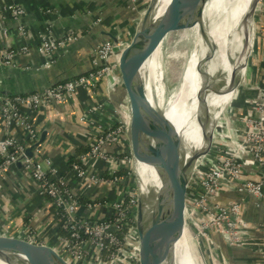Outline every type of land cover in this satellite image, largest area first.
Segmentation results:
<instances>
[{"label": "built area", "instance_id": "2783aa9c", "mask_svg": "<svg viewBox=\"0 0 264 264\" xmlns=\"http://www.w3.org/2000/svg\"><path fill=\"white\" fill-rule=\"evenodd\" d=\"M144 2L129 0V11L138 13ZM4 11L13 15L19 30L23 31L24 7L9 3L0 6V12ZM51 38L46 36L44 41L32 49L24 44L4 50L0 52V61L18 67L16 58L19 54L37 51L47 58L45 65L48 66L57 51L78 40L79 36L71 33L64 38ZM118 50L119 44L110 39L104 40L94 47L87 72L33 93L14 97L0 96L5 127V134L0 137V178L8 175L22 158L24 174L32 179L38 195L52 209L55 242L47 243L39 228H33L28 221H22L21 227L16 229L27 239L50 244L71 264H140L137 227L139 189L117 145L109 121L105 125L94 118L98 112L108 119L110 80ZM103 85L107 91L105 99L90 104L79 117L81 123L92 126L91 135L86 139L90 147L88 151L66 157L65 169L45 153L42 145L33 147L39 141L40 134L32 120V111L47 109L52 103L63 104L77 96L81 89L88 91L95 101ZM255 107L257 115L248 116L245 120L246 131L234 128V137H230V130L222 132L227 137L226 142H222L226 151L221 152L223 149L218 147V142L214 148L218 147L220 156L209 154L208 160L201 162L194 173L189 196V218L191 225L197 229L196 238L208 237L212 231L220 234L226 244L240 250L248 247L251 230L260 229L261 226H254L245 219L243 199L226 205L217 202V199L221 188L226 186L235 189L239 195L249 194L259 201L264 200V173L257 170L255 172L259 178L242 177L246 164L256 168L261 166L264 159V100L260 101L258 97ZM17 127L23 129L24 139L12 133V129ZM29 147H33L31 156L27 154ZM77 183L81 190H76ZM98 185L115 187L114 190L118 189L117 197L111 199L103 195L102 200L83 205L79 198L85 197ZM207 202L210 203L208 207ZM104 209L113 213L111 219L99 217ZM203 210L207 211V215H202L205 212ZM60 231L65 234L62 235ZM107 250L109 254L104 259L103 254Z\"/></svg>", "mask_w": 264, "mask_h": 264}, {"label": "crops", "instance_id": "0c3cea01", "mask_svg": "<svg viewBox=\"0 0 264 264\" xmlns=\"http://www.w3.org/2000/svg\"><path fill=\"white\" fill-rule=\"evenodd\" d=\"M9 3L24 7L23 31L19 30V25L10 12H0V52L24 44L32 49L44 41L46 36L57 39L71 33L79 36L78 40L57 51L48 66L45 65L47 58L37 51L19 54L16 61L21 69V86L25 88H33L37 84L43 89L58 80L87 72L94 47L108 39L102 31H110L123 38L136 16L128 9L129 0H0V6ZM257 14V30L245 70L246 77L237 96L235 93L228 100L236 97L230 106L231 118L228 113L225 115L230 119L234 135V128L246 131V118L257 115L255 106L258 94L264 89V4L257 10ZM99 18L102 19L101 22L98 21ZM101 92L104 100L107 93L104 85ZM96 100L98 98L93 101L89 92L81 89L77 96L63 104L52 103L47 109L30 113L40 137L44 131L47 132L42 148L61 167L65 168L66 157L79 152V148L87 144L92 126L81 123L79 117ZM94 118L99 123L108 125V119L104 115L97 112ZM224 124L225 117L212 132L213 143L226 142L222 133ZM12 133L21 139L25 138L22 128H13ZM4 134L0 107V137ZM211 152L209 150L207 154ZM259 167L252 168V165L246 164L242 170L243 179L259 178L255 171L264 173V159ZM81 189L77 183L76 190ZM88 194L106 195L114 199L118 195V189L98 185L85 196ZM240 199H243L245 219L261 228L251 230L248 247L242 250L227 247L223 239L215 236L214 239L219 245L216 254L222 257L224 264H264V200L259 201L249 194L239 195L235 189L223 186L217 202L226 205L233 201L239 202ZM0 220L11 228H19L22 221L27 220L33 228H39L47 243L55 242L52 209L38 195L35 183L24 174L22 167L15 166L8 175L0 178Z\"/></svg>", "mask_w": 264, "mask_h": 264}, {"label": "water", "instance_id": "95a60500", "mask_svg": "<svg viewBox=\"0 0 264 264\" xmlns=\"http://www.w3.org/2000/svg\"><path fill=\"white\" fill-rule=\"evenodd\" d=\"M262 1L254 0L251 6L248 17L252 18L253 22ZM199 2L200 0H171L162 15L157 16L156 13L161 6L160 0H146L141 10L135 14L124 38L110 31H102L108 39L119 44L110 80L108 121L139 189L137 227L140 239V264H177V243L185 229L190 235L192 233L189 218L192 182L187 196L186 185L193 161L187 166L182 164L184 144L182 139H177L162 151L161 158L166 165V179L161 186L149 171L147 166L158 168L155 158V149L159 142L158 114L149 98L146 84L139 75V67L187 14H190L191 20L194 18V10ZM53 37L51 40L54 39ZM248 59L249 57L247 63ZM245 67L247 68V64ZM244 76L239 77L234 85L235 96L243 84ZM34 86L33 88L21 86V69L0 61L1 97H14L42 90L37 84ZM49 86L52 85L45 87ZM258 96L260 101L264 100V89L259 91ZM235 98L219 108L213 117L201 125L202 134L206 139L212 135L225 113L230 114V106ZM139 130L141 134L143 130L146 132L139 136ZM145 133L150 135L148 142L143 138ZM46 138L47 132L44 131L33 147L43 145ZM33 147L27 149V154L30 156ZM199 155L196 154L194 159ZM21 160L22 158L17 161V167L22 166ZM173 186L176 193L169 195L167 191ZM144 216L148 218V225L144 221ZM0 260L7 264H71L50 244L27 239L18 229L11 228L1 220Z\"/></svg>", "mask_w": 264, "mask_h": 264}, {"label": "bare ground", "instance_id": "6f19581e", "mask_svg": "<svg viewBox=\"0 0 264 264\" xmlns=\"http://www.w3.org/2000/svg\"><path fill=\"white\" fill-rule=\"evenodd\" d=\"M170 1L160 0L157 16L162 15ZM253 2L254 0H200L194 10V18L191 20L190 14L183 18L189 21V27L182 40L189 44L191 52L172 92L167 94L161 83L162 65L158 67V62L161 60L162 42L141 62L139 75L156 107L159 126V142L155 149L158 168L152 165L147 167L160 186L166 179V165L163 164L161 155L169 143L182 139V164L187 166L193 161L187 180L186 196L202 158L208 157L207 152L213 144L212 135L209 136L211 140L206 139L201 125L213 117L219 108L230 102L229 98L236 93V90L233 91L235 83L239 77L244 76L247 58L253 45L254 22L248 17ZM225 115L224 125L227 127L223 131L230 130V137H234L230 119ZM142 134L139 130L138 135ZM143 138L148 142L149 133H145ZM226 139L225 136L224 140ZM196 154L200 155L194 159ZM167 192L175 195L176 189L173 186ZM144 221L146 225L149 224L145 216ZM188 232L185 229L177 243V264H199ZM0 264L7 263L0 260Z\"/></svg>", "mask_w": 264, "mask_h": 264}, {"label": "rangeland", "instance_id": "374dc122", "mask_svg": "<svg viewBox=\"0 0 264 264\" xmlns=\"http://www.w3.org/2000/svg\"><path fill=\"white\" fill-rule=\"evenodd\" d=\"M257 15L258 14L256 11V13L254 15L253 37H254L256 30H257V23H256L257 22V20H256ZM188 27H189V21L182 19L181 23L176 27V29L173 32L169 33L162 41V49L163 50H162V54H161V60L158 62V65H159L158 67H160V65H162L161 66V73H160L161 83L164 86L165 92H167V94L172 92V90L174 89L176 84L179 82L181 74L183 72V69H184L186 62L188 60V57L190 56L189 54L191 52L190 51L191 47L189 46L188 43H186V42L184 43L182 40L184 37V34H185L184 32L186 29H188ZM178 41H180V42H178ZM176 46H177V48H176ZM246 70H247V68H246ZM154 73L157 74L158 71L154 72ZM245 77H246V72H245V76L243 77L242 81H244ZM152 80L153 79H151V81ZM229 113H230V111H229ZM229 116H230V114H229ZM223 128H226V127L223 126ZM216 144L217 143L214 142L209 148V150L212 151L210 153V155H212V156H220V151L217 150L218 147H220V148L222 147L223 150H221V152L226 151L225 146H224L225 144H222V142H219L218 147L214 148ZM214 150L218 151L219 153L218 154H216V152L214 153ZM208 157H209V155H208ZM208 157L207 158H206V156L203 157L201 161L206 162L208 160ZM198 191H201V190L198 189ZM206 204L208 207L210 203L207 202ZM201 209H203V207H201ZM203 211H205V212H202V215H205V214L207 215V211L206 210H203ZM191 226H192L191 227L192 228L191 238L193 241L195 251L197 252V255L199 253V256H198L199 264H224L223 263L224 260L222 259V257H218V255L216 254L217 253L216 248H218L219 245H218L217 241L214 239L215 236H217L218 238H221V239H223V237L220 234L217 235L214 232L210 231L208 234V237H205V238L197 237L196 238L195 233L197 232V229H195V227L193 225H191ZM223 241H224V239H223ZM197 248H198V251H197Z\"/></svg>", "mask_w": 264, "mask_h": 264}, {"label": "trees", "instance_id": "16d2710c", "mask_svg": "<svg viewBox=\"0 0 264 264\" xmlns=\"http://www.w3.org/2000/svg\"><path fill=\"white\" fill-rule=\"evenodd\" d=\"M145 1H146V0H145ZM123 38H124V37H123ZM78 75H80V74H78ZM78 75H76V76H78ZM76 76H74V77H76ZM74 77H71V78H74ZM71 78H69V79H71ZM66 80H67V79H62V80H60L59 82H64V81H66ZM97 98H98V101H101V100H102V92H101V91L99 92ZM89 149H90L89 145H88V144H85V145H83V146H81V147L79 148V152H86V151H88ZM72 160H74V158H73ZM123 172L125 173L126 170H123ZM113 188H115V187H111V189H113ZM79 200H80V202H81L83 205H84V204L86 205V204H88V203H94V202H98V201L102 200V196L88 194V195L85 196V197H81V198H79ZM54 209L56 210L55 206H54ZM112 216H113V213H112V212H108V211L105 210V209H104V210L102 211V213H100V215H99V217L102 218V219H111ZM24 223H27V220H25ZM60 232H61L62 235L65 234L64 231H60ZM123 232H125V229L123 230ZM120 235L123 236V234H120ZM107 244H109V243H107ZM108 254H109V251H108V250L104 252V254H103L104 259L107 258Z\"/></svg>", "mask_w": 264, "mask_h": 264}]
</instances>
